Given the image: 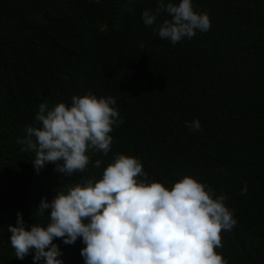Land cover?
<instances>
[{
	"label": "trees",
	"instance_id": "trees-1",
	"mask_svg": "<svg viewBox=\"0 0 264 264\" xmlns=\"http://www.w3.org/2000/svg\"><path fill=\"white\" fill-rule=\"evenodd\" d=\"M155 7L156 0H0V264H33L34 253L20 260L11 247L7 226H16L17 212L26 230L46 224L35 216L42 198L99 179L118 154L139 158L156 181L191 176L224 194L237 224L221 232L217 254L227 264H264V0H193L211 28L176 45L143 24L142 12ZM89 94L117 101L123 123L110 152L89 153L86 171L73 177L51 163L37 174L35 152L17 141L38 126L39 105ZM194 119L199 132L185 126ZM53 243L62 264H85L80 239Z\"/></svg>",
	"mask_w": 264,
	"mask_h": 264
},
{
	"label": "clouds",
	"instance_id": "clouds-1",
	"mask_svg": "<svg viewBox=\"0 0 264 264\" xmlns=\"http://www.w3.org/2000/svg\"><path fill=\"white\" fill-rule=\"evenodd\" d=\"M141 19L172 45L211 28L209 15L195 11L193 0H156L155 9L144 10ZM116 103L112 96L92 94L72 96L69 104L52 108L41 103L35 116L38 126H26L17 141L24 145L21 151L35 152L37 174L49 163L69 177L84 173L89 153L107 156L111 150V133L123 123ZM185 126L201 131L199 119L185 121ZM101 164L97 159L94 167ZM246 193L247 185L241 194ZM226 199L191 176L156 181L139 158L118 154L99 179L93 176L63 188L50 202L42 198L35 216L46 224L37 222L26 230L17 212L16 226L8 225L7 231L14 255L23 260L34 253L33 264H62L53 243L58 238L65 245L80 239L85 264H227L216 252L222 247L221 232L237 224Z\"/></svg>",
	"mask_w": 264,
	"mask_h": 264
}]
</instances>
